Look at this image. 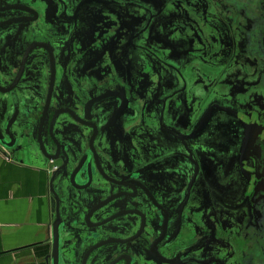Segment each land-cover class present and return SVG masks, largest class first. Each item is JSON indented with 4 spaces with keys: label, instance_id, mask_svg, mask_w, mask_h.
Returning <instances> with one entry per match:
<instances>
[{
    "label": "flooded vegetation",
    "instance_id": "af4514ba",
    "mask_svg": "<svg viewBox=\"0 0 264 264\" xmlns=\"http://www.w3.org/2000/svg\"><path fill=\"white\" fill-rule=\"evenodd\" d=\"M2 117L71 260L264 264V0H0Z\"/></svg>",
    "mask_w": 264,
    "mask_h": 264
},
{
    "label": "crops",
    "instance_id": "0c3cea01",
    "mask_svg": "<svg viewBox=\"0 0 264 264\" xmlns=\"http://www.w3.org/2000/svg\"><path fill=\"white\" fill-rule=\"evenodd\" d=\"M48 175L0 150V264H46L51 220Z\"/></svg>",
    "mask_w": 264,
    "mask_h": 264
},
{
    "label": "water",
    "instance_id": "95a60500",
    "mask_svg": "<svg viewBox=\"0 0 264 264\" xmlns=\"http://www.w3.org/2000/svg\"><path fill=\"white\" fill-rule=\"evenodd\" d=\"M3 117L2 121L0 122V150H2L4 156L11 153V149H14L15 145L19 140L20 137H24L22 134L14 132L13 123H10L11 120H8V124L3 126ZM29 127V126H28ZM27 127V129H28ZM50 131V130H49ZM57 153L62 152L61 144H56ZM47 160L52 159L51 157L48 158V155H45ZM22 162H24L22 160ZM54 173L51 177V183L55 180ZM51 201V219L54 217V193L51 192L50 196ZM59 219L54 223L53 227L51 228V221L48 222V233H49V242L51 251L45 257L46 264H79V261L71 260L66 252L64 251L66 247V242L64 241L65 238V231L62 227V221L60 220V214L58 213ZM52 230V233H51Z\"/></svg>",
    "mask_w": 264,
    "mask_h": 264
}]
</instances>
